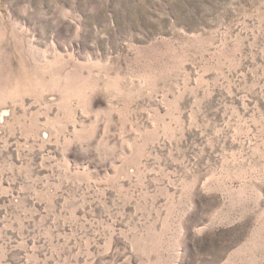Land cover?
<instances>
[{
  "label": "rangeland",
  "instance_id": "rangeland-1",
  "mask_svg": "<svg viewBox=\"0 0 264 264\" xmlns=\"http://www.w3.org/2000/svg\"><path fill=\"white\" fill-rule=\"evenodd\" d=\"M0 264H264V0H0Z\"/></svg>",
  "mask_w": 264,
  "mask_h": 264
}]
</instances>
